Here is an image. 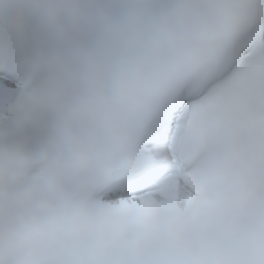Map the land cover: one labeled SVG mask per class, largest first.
<instances>
[{
  "label": "snow or ice",
  "instance_id": "1",
  "mask_svg": "<svg viewBox=\"0 0 264 264\" xmlns=\"http://www.w3.org/2000/svg\"><path fill=\"white\" fill-rule=\"evenodd\" d=\"M157 11L166 58L133 70L102 111L121 134L101 198L0 235V264H264V198L245 191L230 148L242 125L264 124V0H159ZM16 81L0 62L9 124ZM221 217L220 239L181 238Z\"/></svg>",
  "mask_w": 264,
  "mask_h": 264
},
{
  "label": "clouds",
  "instance_id": "2",
  "mask_svg": "<svg viewBox=\"0 0 264 264\" xmlns=\"http://www.w3.org/2000/svg\"><path fill=\"white\" fill-rule=\"evenodd\" d=\"M158 2L0 0V62L12 61L22 91L15 121L0 120V235L101 198L105 157L121 134L102 111L133 70L148 74L167 56ZM34 128L38 141L26 135ZM230 148L245 191L264 198V124L242 125ZM225 223L186 225L181 238L218 240Z\"/></svg>",
  "mask_w": 264,
  "mask_h": 264
}]
</instances>
